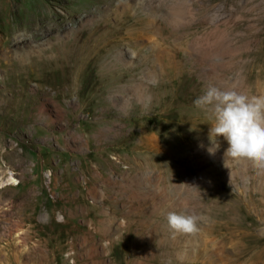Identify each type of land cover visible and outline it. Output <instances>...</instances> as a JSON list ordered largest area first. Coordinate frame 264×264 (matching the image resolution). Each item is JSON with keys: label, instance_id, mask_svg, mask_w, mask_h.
I'll return each instance as SVG.
<instances>
[{"label": "rangeland", "instance_id": "1", "mask_svg": "<svg viewBox=\"0 0 264 264\" xmlns=\"http://www.w3.org/2000/svg\"><path fill=\"white\" fill-rule=\"evenodd\" d=\"M209 87L264 95V0H0V264H264L213 230L264 233V171Z\"/></svg>", "mask_w": 264, "mask_h": 264}, {"label": "clouds", "instance_id": "2", "mask_svg": "<svg viewBox=\"0 0 264 264\" xmlns=\"http://www.w3.org/2000/svg\"><path fill=\"white\" fill-rule=\"evenodd\" d=\"M197 108L211 106L214 123L209 137L214 154L219 144L213 137H223L228 144L226 158L247 160L264 171V95H248L235 89L221 90L209 87L206 93L194 101ZM200 217L169 212L167 224L173 235H195L199 232Z\"/></svg>", "mask_w": 264, "mask_h": 264}, {"label": "bare ground", "instance_id": "3", "mask_svg": "<svg viewBox=\"0 0 264 264\" xmlns=\"http://www.w3.org/2000/svg\"><path fill=\"white\" fill-rule=\"evenodd\" d=\"M171 14L174 17V11L171 12ZM119 31L120 30L118 28L116 29L115 33L117 32L116 34H118ZM209 38L210 37H205L197 40L194 44H192V47L201 49L204 52H210L212 49L217 47V43L215 41L217 39L211 41ZM13 183H16V181L12 178H9L4 184L1 185L7 186ZM231 210L232 214L239 217L244 215L241 214L242 212L249 214L248 211H242L243 209L238 207H234ZM219 219L225 220L223 216H220ZM239 220L242 221L241 218H239ZM221 223L214 225L213 230L218 232L225 230L223 239L230 242V244L235 248L241 247L239 248V251H241L236 254L238 259L243 258L249 251H253L257 253L256 257H258L260 260H264V245L262 244V242H264V233H255L257 229L253 221L249 220L246 221V223H244V221L235 223L223 221Z\"/></svg>", "mask_w": 264, "mask_h": 264}]
</instances>
